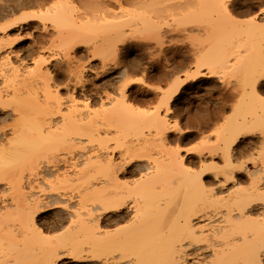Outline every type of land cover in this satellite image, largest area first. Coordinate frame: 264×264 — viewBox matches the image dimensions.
<instances>
[{
    "label": "bare ground",
    "instance_id": "obj_1",
    "mask_svg": "<svg viewBox=\"0 0 264 264\" xmlns=\"http://www.w3.org/2000/svg\"><path fill=\"white\" fill-rule=\"evenodd\" d=\"M183 1L185 0L179 2L185 6L192 2L187 0L183 3ZM203 1L208 5L211 1L213 6H216L215 3L228 10L224 0ZM218 6L216 8H219ZM261 6L263 7L259 8L260 10L258 13L256 12V15H263L264 18V5L261 4ZM181 8L185 9L184 6ZM187 8L188 12H186L191 15L193 12L199 13L197 11L200 10H191L189 6ZM28 17L31 18L32 16L23 15L21 21L27 20ZM145 18H139L142 21V24L139 25L144 26L147 22L148 28L144 26L145 30L155 29L154 24L153 28L149 27L152 20L146 21L148 19L145 20ZM154 21L153 23L156 22ZM103 22L106 21L103 20ZM120 22L125 24L124 21ZM257 22L256 17L251 20V25H249L251 29L246 32L248 34H245L246 37H244L248 41L247 52L243 55L242 62L238 61L234 64L235 72L242 71L246 78V82H244L245 78L241 72V78L244 81L239 82L243 81L244 85L240 86L244 89H241L242 92L239 90L240 97L237 101L239 106L242 104L243 107L241 108H245V116H242L239 122L221 126L216 134V143L206 150L210 159L208 160L201 155L203 153L198 154V162H200L198 171L191 169L190 166V168L186 167L187 164L185 163L191 159H188V156L184 158L185 154L180 156L178 149L170 151L165 159L151 160L153 163L148 162L147 166H143V163H141L142 165L139 163V166L138 164L132 166L131 162L140 156L136 158L137 155L133 150L134 143L128 140L126 141L129 145L126 144L125 146L129 150V152L126 150L128 154L131 152L130 156L126 154L129 159L128 157L123 158L124 162L119 160L120 163L118 164L115 157L113 158L111 153L109 154V146L103 144V141L111 140V138L108 139V136L104 138V134L101 133L109 125L117 128L126 127L132 123L130 125L133 126L134 120L137 119L135 108L125 101V89L134 82V79H130L124 84L120 92L122 99L120 97L118 103L111 104L108 109L94 111L93 115L82 111L83 109H78L76 104L71 105L67 114L61 113L62 102L57 95H52V98L54 96L52 103L44 95L45 101L38 102L39 104H34L32 101L31 104L29 103L31 106L20 103L26 107H14L17 116L14 117L16 118L15 122L13 121L14 129L11 128L12 137L7 139L6 147V143L3 144L4 147H0V177L2 178L0 179V264H59L61 262L66 264H264V22L262 25ZM118 24L120 23L118 22ZM118 24V27L124 25L121 23L119 26ZM11 25L13 24L8 26ZM228 37L222 39L228 40ZM237 38L239 39V37ZM233 39L235 40V38ZM2 42H4L3 38L0 39V50L6 46L9 48L16 43V41L15 43L10 41L7 45L6 41ZM33 50L35 52L36 49ZM33 50H28V53L33 52ZM37 51L39 50L37 49ZM211 53L205 54V57L204 55L201 56L200 59L205 61L214 56L216 58L221 57L219 52ZM9 54L18 56L16 52L10 50L1 59L10 63ZM237 56L240 58L241 55ZM236 58L238 59V57ZM51 60V58L47 59L44 56V59L41 58L38 61V65L39 63L40 65L41 63L48 65ZM217 61L218 59L214 62ZM67 64L66 72L68 74L63 70L66 73L63 74L66 76L64 79H68L67 76H73V79L77 81L72 80L74 82L72 85L78 83L84 86L83 83L86 81L82 82L80 78L86 67L81 63L74 65L71 61ZM203 65L208 68L209 64L204 63L202 67ZM212 66L213 64L209 68L211 69ZM199 68L194 73L185 75L169 86L166 104L187 81H195L205 75L209 77V74H213L212 70V73H209L210 70L206 69L209 73L206 74L207 71H201L202 69ZM44 72L45 74L43 72L40 74L44 81L52 79V81L57 82V78L53 79L55 78L54 74L52 76L49 71V73ZM235 72L233 71V73ZM118 73L120 74V72ZM46 77L49 78L46 79ZM64 79L63 81H65ZM70 83L68 80L64 86L66 89L70 87L69 90L71 89L70 92H72L75 88L74 86L71 87ZM46 84L48 85V83L43 82V89L50 87ZM77 85H75L76 88ZM48 88L47 91L49 92ZM82 94L84 96V92ZM96 94L100 98L101 94L103 95L101 92H96ZM234 94L236 95L235 92ZM104 96L108 97L106 94ZM238 96L234 98L238 99ZM37 99H35L36 102ZM71 100L74 101V98L72 97ZM239 106L237 105V110ZM138 111L140 112V110ZM133 116H136L135 119L129 123L130 118H134ZM149 118L152 126L157 130L159 129L158 131L161 133L166 134V130L171 129L166 126L163 116L155 113L151 114ZM111 121L114 124L108 123ZM107 123L108 126H106ZM136 123L134 124L135 127ZM130 125L126 128L130 129ZM132 130L134 129L132 128ZM174 130L179 133L188 132L187 129L181 130L177 126L174 127ZM125 132L126 130H124ZM124 133L122 135L118 130L117 135L115 134L117 137L112 136L119 139V137L128 135ZM59 135L64 136V138L67 136L70 140L68 142L72 143V146L90 138L102 142L97 150L88 149L89 151L84 152L82 149L83 152L77 153L73 166L81 164L82 167L75 171L73 180L76 183L72 189V180L68 191L65 188L62 189V184L68 182V179L59 178V175L64 177L67 174H57L53 169L44 165L43 161H39L40 147H42L43 142L48 141L47 139H56L55 136ZM242 139L246 140L247 148H249V150L246 149L249 151L248 156H245L246 159L245 157L240 159L244 153L240 151V147L239 150L237 149ZM77 141L79 142L77 143ZM131 144L133 145L131 146ZM12 149L16 154L23 152L28 154L29 158L32 157L29 159L32 162V166L29 163L31 170L29 169V174H26L24 178L21 176L22 172L15 173V176L12 171H9L8 175L7 172L5 173L9 162L7 160H9L8 157H10L9 154L12 153ZM217 156L220 159V165L214 160V157ZM79 159L80 162L78 163ZM65 163L67 162L65 161ZM39 164H43L40 166L42 172H39ZM128 165L132 166L129 170L124 167ZM119 168L122 169L119 170ZM139 170L143 174L140 172L141 176L137 178L138 180H130L131 176L136 174L139 176ZM10 172H12V179L8 181L7 176ZM17 174L20 177L18 175L17 178ZM3 176H5V180ZM120 176H130L127 179L131 182L127 179L122 181L123 178L120 180ZM207 178L210 180L209 185L212 183V187L206 184ZM1 180H4L5 183L8 181V186L1 187ZM243 182L247 184V187L241 186ZM181 186H184V189H182L183 187L180 188ZM243 186L245 187L243 188ZM179 188L183 191L182 198L180 197L182 201L179 198L178 201L176 198L178 197L176 191ZM175 200L180 205H176ZM210 200L213 203H210ZM207 202L210 206L211 204L213 206L214 203V206L218 205L216 206L218 210L214 209L215 212L208 211L207 209L210 207ZM214 206L213 208H215ZM53 208L60 210L55 213L56 215L51 222H46L44 230L57 231L63 229V232L59 233L55 239L48 240L44 250L42 246L44 247L48 237L46 239L43 235L44 232L42 231L44 230H41L43 227H40L38 217L41 213ZM126 220L129 222L126 223ZM10 221L11 223H9ZM123 221L126 223L124 228L123 224L119 225ZM115 225L119 228H116ZM113 226H115L114 229H110Z\"/></svg>",
    "mask_w": 264,
    "mask_h": 264
},
{
    "label": "rangeland",
    "instance_id": "obj_2",
    "mask_svg": "<svg viewBox=\"0 0 264 264\" xmlns=\"http://www.w3.org/2000/svg\"><path fill=\"white\" fill-rule=\"evenodd\" d=\"M179 1L182 2V0ZM179 1L0 0V39L3 38L6 44L10 43V41L14 43L16 41L11 47L9 46L8 48V46H6L3 50H0V59L10 50L18 54L17 57L13 56L14 54H9V57H11L10 63H12V65H10L9 61L7 62L4 59L0 60V134H2L0 135V145L2 144L0 147H2L3 144L5 145V143L6 147L7 139H10V136L12 137L13 131L11 128L15 126H13L16 119L14 117L17 116V112L13 109L14 107H24L23 103L30 105L32 101L34 104L38 102L41 103L45 101L44 95H46L50 103H52L54 102V96L52 98V95H57L61 98L59 99L62 102L61 113L64 112L67 114L71 105L76 104L78 109H83L82 111L93 115L94 111L97 112L102 109H108L111 104L118 103L120 97L122 99V95H120L122 87L127 81L134 79V82L125 89V101L128 105L135 108V115L137 116L135 117L137 119H135L134 116V118H130L131 121H129V123L135 119L133 126L130 125L132 123H128L131 126V128L129 127L131 131L126 128L129 125L126 127L120 125L121 127L116 126L117 128H115L108 124H114L113 121L106 124V126H109L106 127L105 133L102 132L101 134H104V138L108 136V139L110 137L111 140H114L111 141L109 139V141L106 139V141H103V144L109 146V154L111 153L113 158L115 157L116 163L119 164L120 161L123 163V158L125 159L128 157L129 159V154L131 153L128 154L129 150L126 149L125 145L128 144V141L133 142L134 145L136 144L137 146L131 144V146L133 145L134 147L132 148L135 150V155H137L136 158L140 157L133 160L134 162H131L133 164L132 166H137V164L139 166V163L140 165L143 163V166H147L146 164L148 162L151 164L153 163L151 160H155L156 158L165 159L170 151L172 152L178 149L180 156H183L181 154H185L184 158L188 156V159L190 158L191 161L196 160L194 161L195 163L188 160V163H185L187 164L186 167L188 166V168L191 167V169L193 168V170L196 169L195 171H198V169H200L198 154L203 153L201 155L205 156L208 160L210 159L208 156L209 154H206V150L213 147V144L216 143V134L221 126L239 122L242 116H245V108H241L243 107L241 106L242 104L239 106L237 101H239L240 97L238 94L240 93L239 90L242 92L244 89V87L240 85H244L243 81L245 80L244 82H246V78L242 71L235 72L234 64L238 61L242 62V57L247 52L246 48L248 46V41L247 38L244 37H246V32L251 29V26L249 27V25H251V20L256 17L257 23H261L262 25L264 22L263 15H256L258 10H260L259 8L263 7L261 4L264 5V3H262L263 0H224L228 6L227 10L226 8L223 9L222 5L219 7L214 3L216 6H213L211 1L208 5V3L205 4L203 0V2L201 0H199V2L198 0H190L193 3L187 4L189 9H193L194 11L200 9L197 11L199 13L196 14V12H193L194 14L192 13L191 15L187 13L188 6L186 5V7L185 4L181 5ZM186 1L187 0L183 1V3ZM183 6L185 9L181 8ZM217 6L219 8H216ZM228 11H230L229 14ZM27 14L32 17H28L27 20L22 22L21 17ZM138 17H146L145 20L148 19L146 21L152 20V23H149V27L153 28L154 24L155 29L149 28L150 30H145L144 26L148 28L147 22L146 25L143 24L144 26L139 25L142 24V21ZM103 20L106 22H103ZM120 21H124L125 24L130 26H125V24ZM153 21L158 25L153 23ZM101 22L104 24L107 23V25ZM118 22L124 24L121 26L122 28L117 26ZM10 24L13 25L8 26ZM120 24L118 25L120 26ZM235 35L239 37V39ZM225 36H229V39L223 40V37L226 39ZM233 38H235V40ZM236 39L238 40L236 41ZM31 49H36V53L34 50L28 53V50ZM37 49L39 51H37ZM211 52H219L221 57L219 56L216 58L215 56H209L211 58L206 59L205 61L207 62L200 59L201 56L204 55L205 57V54L208 55ZM219 53L218 55H220ZM236 54L241 55L240 58ZM44 56L52 60L48 65H43L42 63L40 65L39 63V66L38 61L41 58L44 59ZM216 59H218V61L215 63L214 61ZM70 61L73 62L74 65L81 63L86 67V71L84 70L82 73L83 78H80L82 82L86 81L83 83L85 88L78 83L75 84H78L77 88L75 85H72L77 81L73 79V76H71L72 78L67 76L68 79H64L66 76L63 74H68V72H66V67H68L67 63ZM203 62L210 66L213 64V66L211 69L209 65L207 66L208 68H205L206 65L202 67V64H204ZM60 68L62 69L61 71L59 70ZM198 68L205 72L207 70H212L213 74L210 75L209 73H212V71H209V73L207 71L206 74H209V77L205 75L195 81H187L169 100L168 104H166L165 100L169 86L185 75L194 73ZM47 70L50 72V75L54 74L55 78L53 79L57 78V82L55 80V82L52 81V79L49 81V77H46L48 80H43L40 74H45L44 71L48 72ZM232 70L235 73H233ZM57 72H59V74H57ZM118 72H120V74ZM240 73L245 78L244 80L241 78L242 75ZM74 78L76 77L74 76ZM63 79L65 81H63ZM68 80L69 83L71 81V87L74 86L75 88L72 92H70L71 89L69 90L70 87H67V91L66 86H64ZM72 80H74V82H72ZM241 80L243 81L240 83L239 81ZM43 82L48 83V85H46L50 87H46L44 90L43 87L45 84L43 85ZM83 92L84 96H82ZM96 92H101L103 95L106 94L108 97H103L101 94L100 98ZM70 93H73V96H68ZM236 96H238V99L234 98ZM72 97L74 101H70ZM35 99H37V102ZM15 103H17V105H15ZM236 104L241 108H238L240 111L237 110ZM138 110H140V112ZM155 113L159 114L161 117L163 116L166 126L169 127V129L171 128L170 130H166V134H163V132L161 133V131H158L159 129L157 130L152 126L149 117L151 114L153 115ZM135 122H137L136 127L134 126ZM175 126L181 128V130L187 129L188 132L179 133L174 130ZM109 127L112 128L110 129ZM123 128L126 130L125 133ZM132 128L134 130H132ZM118 130L122 135L123 133L128 135H125V137L121 135L122 137L116 139ZM55 137L57 138H52L53 140L47 139L48 141L45 140L46 142H43L42 147H40L39 153L41 156H39V161H43L44 165L53 169L57 174H67V176L64 177L59 175V178L68 179V182L62 184V189H69L72 182L73 185H71V188L73 189L76 183V181L73 180L75 177L73 175L77 169L79 170V168L82 167L81 164L73 166V162L76 161L77 153H79V151L81 153L82 149H84V152L86 150L89 151L88 149L97 150L102 142L99 140H97V142L96 139L94 140L93 138V140H91L90 138L79 144H77L79 142L77 141V145L75 146V144H73L72 146V143L70 144L68 142L70 140H68L67 136V139L60 135ZM112 137L115 138L113 139ZM10 145L11 144H9V146ZM14 146L16 147V145ZM11 147L13 146L11 145ZM239 147L241 149L240 151L244 153L241 155L243 157L240 159H244V157L249 154V148H247L245 139L241 140L237 147L238 150ZM185 151L187 152L185 153ZM11 152L13 154H9L10 157H8L9 160H7L9 161L7 163V169L9 170H2H4L5 173L7 172V175L9 171H12L14 172V176L15 173L22 172L21 176H23V178L26 177V174H29L31 170L32 162H30L29 159L32 157L29 158V155L27 154V156L23 152L16 154L13 149ZM214 160L217 163L219 162L218 165H220L218 156L214 157ZM65 161L67 163H65ZM77 162L79 163L80 159ZM29 163L31 166H29ZM42 165L39 164V172H42L40 167ZM130 165L124 167L129 170L132 167H130ZM121 169L122 168H119V170ZM12 172L9 174L11 177L7 176L8 181L12 179ZM140 172L141 170H139V176L138 174L131 176L132 178H130V180L136 181V179L141 176ZM141 173L143 174V172ZM18 175L19 174L16 175L17 178ZM3 177L5 180V176ZM129 177L130 176H120V180L123 178L122 181H124V179L126 181ZM0 179L2 178L0 177ZM207 179L206 184L209 185L210 180L208 179V181ZM4 180H1L4 182H1L3 185H1V187H5V185L8 186V181L5 183ZM245 182H243L241 186H246L247 184H245ZM211 184L212 183H210L209 187H212ZM245 186H243V188ZM180 188L184 189V186ZM179 189L176 191V196H178L176 197L177 200L178 198L181 200L183 195L182 189ZM177 200H175V202H177L176 205H180V203H178L179 200ZM210 203L213 202L211 201ZM207 205H209V203ZM213 206L212 204L211 206L209 205L211 210H207L214 211L218 205L214 206L215 208H213ZM59 210L58 208H53L41 213L38 217L40 219L38 223H40L39 225L41 228L43 227L41 230H44L46 222H51L54 219L55 213ZM127 222L129 221L126 220V223ZM9 223H11V221ZM17 223L15 222V224ZM126 223L123 221V223L121 222L119 225L123 224L124 228L126 227L124 226ZM117 225H115L116 228H119V225ZM115 226L110 229H114ZM42 232H44L43 235L46 239L48 237L47 241L44 243V247L42 246V249L45 250V244L47 245L48 240L55 239L59 233L63 232V229L57 231H46L45 229ZM44 236L43 238L46 240ZM63 263L66 264L65 262L59 264Z\"/></svg>",
    "mask_w": 264,
    "mask_h": 264
}]
</instances>
